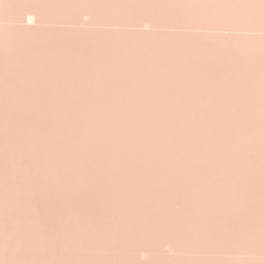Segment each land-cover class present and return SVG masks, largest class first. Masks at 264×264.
Segmentation results:
<instances>
[{
    "label": "bare ground",
    "instance_id": "obj_1",
    "mask_svg": "<svg viewBox=\"0 0 264 264\" xmlns=\"http://www.w3.org/2000/svg\"><path fill=\"white\" fill-rule=\"evenodd\" d=\"M0 264H264V0H0Z\"/></svg>",
    "mask_w": 264,
    "mask_h": 264
},
{
    "label": "rangeland",
    "instance_id": "obj_2",
    "mask_svg": "<svg viewBox=\"0 0 264 264\" xmlns=\"http://www.w3.org/2000/svg\"><path fill=\"white\" fill-rule=\"evenodd\" d=\"M85 20L88 21V18L86 17ZM165 252H169V253H171V252H170V248H169V247L165 248ZM61 253H62V251H61ZM164 254H165V253H164ZM141 256H142L143 259H145L146 257H148V255H145V256H144V255H142V254H141Z\"/></svg>",
    "mask_w": 264,
    "mask_h": 264
}]
</instances>
